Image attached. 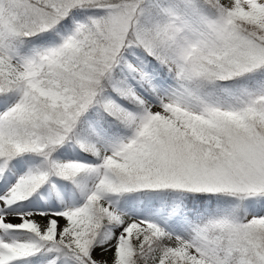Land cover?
Masks as SVG:
<instances>
[{
  "label": "snow or ice",
  "instance_id": "1",
  "mask_svg": "<svg viewBox=\"0 0 264 264\" xmlns=\"http://www.w3.org/2000/svg\"><path fill=\"white\" fill-rule=\"evenodd\" d=\"M0 264H264V0H0Z\"/></svg>",
  "mask_w": 264,
  "mask_h": 264
}]
</instances>
